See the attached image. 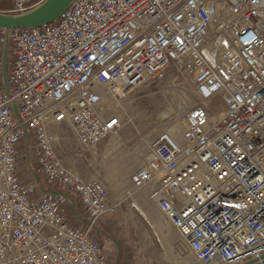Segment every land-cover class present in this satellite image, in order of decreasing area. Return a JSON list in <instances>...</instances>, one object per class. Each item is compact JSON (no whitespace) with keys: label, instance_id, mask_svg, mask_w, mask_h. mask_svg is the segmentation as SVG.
I'll return each mask as SVG.
<instances>
[{"label":"built area","instance_id":"built-area-1","mask_svg":"<svg viewBox=\"0 0 264 264\" xmlns=\"http://www.w3.org/2000/svg\"><path fill=\"white\" fill-rule=\"evenodd\" d=\"M45 1L0 0V14ZM168 75L188 78L193 104L178 130L143 142L130 208L145 220L134 206L142 194L178 236L167 264L262 263L264 0H73L51 24L0 28V264H105L91 232L120 203L63 162L52 131L68 126L96 155L122 126L106 99ZM22 147L41 185L22 183ZM72 196L84 231L65 219Z\"/></svg>","mask_w":264,"mask_h":264},{"label":"rangeland","instance_id":"rangeland-1","mask_svg":"<svg viewBox=\"0 0 264 264\" xmlns=\"http://www.w3.org/2000/svg\"><path fill=\"white\" fill-rule=\"evenodd\" d=\"M123 94L122 99L113 96L106 99L109 111L121 118L122 126L120 131L108 136L96 147V155L78 145L66 125L53 129L52 145L63 162L73 166L79 174L103 182L111 199L120 203L118 214L101 221L91 232V237L98 240L106 253L105 264H167L174 261L173 250L177 246L178 236L171 228L161 224L169 236L168 250L160 242L161 246L158 245L148 222L130 208L131 201L126 193L129 191V176L139 165L137 160L140 163L146 154L147 147L143 142L152 141L162 130L175 131L180 128L183 115L193 104L192 87L186 76L175 81L168 75L161 82H147ZM214 108L217 112L224 109L219 102ZM167 111V115L161 117ZM25 153L26 149L22 147L17 161L19 177L25 185L30 184L31 179L41 185L39 171L31 158L27 162ZM135 198L153 219L161 223L160 213L142 194ZM71 200L75 202L76 214L68 201H62L65 219L71 226L84 231L88 217L78 200L73 196Z\"/></svg>","mask_w":264,"mask_h":264},{"label":"water","instance_id":"water-1","mask_svg":"<svg viewBox=\"0 0 264 264\" xmlns=\"http://www.w3.org/2000/svg\"><path fill=\"white\" fill-rule=\"evenodd\" d=\"M72 1L73 0H46L40 6L23 14H0V28L36 29L51 24L70 6ZM71 206L74 213H76L75 203L72 202ZM261 264H264V260Z\"/></svg>","mask_w":264,"mask_h":264},{"label":"bare ground","instance_id":"bare-ground-1","mask_svg":"<svg viewBox=\"0 0 264 264\" xmlns=\"http://www.w3.org/2000/svg\"><path fill=\"white\" fill-rule=\"evenodd\" d=\"M115 94L119 95L122 98L124 96V94L120 88L116 89ZM167 113H168V111L163 113L161 115V117H164L165 115H167ZM134 206L141 213L143 218H145V221L148 222V224L150 225V228L153 229L155 236L158 238V241L164 246V249L168 250V247H167L168 241L167 240L169 239V236L163 230V228H162L163 225L161 226L162 220L160 223L159 220L153 219L152 216L144 208L141 207V205L138 203V201H134ZM165 228H169V227H165ZM145 237L146 238L148 237V235L146 233H145ZM184 264H188V262H185Z\"/></svg>","mask_w":264,"mask_h":264},{"label":"crops","instance_id":"crops-1","mask_svg":"<svg viewBox=\"0 0 264 264\" xmlns=\"http://www.w3.org/2000/svg\"><path fill=\"white\" fill-rule=\"evenodd\" d=\"M70 201H72L71 198H70Z\"/></svg>","mask_w":264,"mask_h":264}]
</instances>
